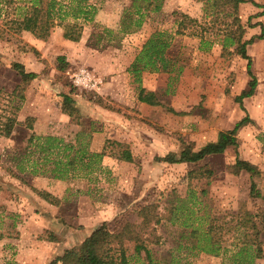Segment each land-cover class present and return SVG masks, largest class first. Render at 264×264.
Returning <instances> with one entry per match:
<instances>
[{
  "label": "rangeland",
  "instance_id": "rangeland-1",
  "mask_svg": "<svg viewBox=\"0 0 264 264\" xmlns=\"http://www.w3.org/2000/svg\"><path fill=\"white\" fill-rule=\"evenodd\" d=\"M86 1L96 12L91 21L82 22L77 41L64 39L60 27L44 39L26 31L0 33V130L4 118L14 119L9 134H0V264H53L100 224L117 232L125 223H138L137 212L147 204L159 212L174 207L170 220L155 226L159 244L148 246L155 264H237L234 253L241 245L247 212L263 255L252 264H264V199L249 194L247 172H230L237 153L259 171L253 177L264 194V0H246L237 5L236 15L227 9L216 19L212 0H160L157 11L140 0ZM138 7L141 25L117 32L121 15ZM181 13L196 22L174 34L166 50L174 68L181 67L177 78L143 71L141 86L155 91L160 105L139 102L127 67L150 33H173ZM233 15L242 29L240 42L258 35L260 27L263 31L261 39L254 37L246 45L256 86L242 105L252 122L238 130L237 146L226 147L220 155L197 163L165 162L160 158L166 153L196 149L244 114L233 97L246 87V60L228 45V52L220 44L207 51L198 48L200 33L208 39L207 26L217 29L221 41ZM19 69L35 77L25 81ZM70 107L77 114L70 116ZM30 135L54 136L74 149L101 151L100 166L75 163L73 174L57 179L52 162L64 159L62 154L55 150L44 155L34 140L29 145ZM123 148L131 161L116 158ZM203 168L211 171L207 178L188 181L189 170ZM189 187L193 199L187 196ZM32 189L49 192L58 203H47ZM210 222L221 227L210 234L213 245L204 242ZM191 229L197 230L195 237ZM125 245L129 264H143V252L136 258L131 244ZM202 247H213L215 253Z\"/></svg>",
  "mask_w": 264,
  "mask_h": 264
},
{
  "label": "trees",
  "instance_id": "trees-1",
  "mask_svg": "<svg viewBox=\"0 0 264 264\" xmlns=\"http://www.w3.org/2000/svg\"><path fill=\"white\" fill-rule=\"evenodd\" d=\"M16 0H0V33L5 31L20 33L26 31L32 36L38 39H44L48 36L53 27H60L62 30V37L69 41H77L80 37L82 28V22H89L92 20L93 15L96 12L94 5L89 4L86 0H68L63 3L59 0H25L24 3L14 5ZM132 4L137 0H130ZM146 3L145 8L151 5V11H157L160 8V0H140ZM246 0H212L213 7V19L217 18L218 13H224L227 9L233 11L236 15V8L239 3ZM255 6H259L254 3ZM138 7L133 14L136 17H131L133 14H122L119 20L117 32L128 33L131 30L138 28L142 23L143 13ZM264 11V7H263ZM233 15V20L226 28L227 32L223 39L219 41L217 36V29L207 26L205 28L208 35V39H204L200 33L198 48L207 51L212 44H220L221 50L228 52L225 48L230 46L233 48L232 52L237 54L242 59L246 60L245 70L248 75V81L246 87L242 89L237 95L233 97V100L237 103L239 109L244 114L236 120L229 129L218 131L216 138L212 141H207L196 149L189 147H183L177 154L171 152L166 153L161 160L168 163H197L205 158L220 155L226 147L237 146L236 134L238 130L251 123L252 119L247 115L242 105L243 99L250 97L256 86V78L251 72V62L248 54L246 53V45L252 42L254 37L261 39L263 37V31L260 27V33L256 36H252L247 40H239L242 29L239 26V21L236 16ZM195 20L188 15L181 13L179 19L176 21L175 29L173 33L158 30L153 31L141 44L140 49L134 55L132 62L127 67L130 72L132 81L135 84L136 98L139 102L155 106L160 105L158 95L155 91L146 90L141 86V73L147 72H162L173 73L169 75V80H175L180 71V66L174 68V62L166 56V50L171 45V40L174 34H182L188 26H193ZM224 24V23H223ZM232 28V26H234ZM201 30L204 33L203 28ZM211 36V37H210ZM230 52V51H229ZM62 60V57H58ZM17 66V65H16ZM20 68V66H19ZM19 74L22 79L29 80L35 77V73L29 71L25 72L19 69ZM171 82H169L170 87ZM169 89L165 87V91ZM168 111L174 114H180L181 112L173 111L169 108ZM77 114L75 107H70L68 114L73 116V113ZM77 118V115L75 116ZM30 120V119H29ZM14 123L12 117L4 118L1 123L2 129L0 134L7 136ZM34 140V141H33ZM38 148V151L44 155H50L56 150V153L60 152L64 159L58 158L54 160L53 169L51 172L57 179L65 178L68 173L73 174L72 171L75 167V163H79L82 166L91 169V164L100 166V159L103 155L99 152H87L83 148L74 149V144L65 142L63 139L54 136H34L30 135L28 138L29 145L33 144ZM72 151V155L70 152ZM116 158L123 161H131L130 152L123 148L116 153ZM83 161V162H82ZM230 172L234 175L240 171L247 172L249 180V194L264 199V194L257 188L254 175H258L259 171L255 166L246 160L240 159L235 154L233 163L230 165ZM211 171L203 168L199 171L191 169L187 172L188 181L200 178H207ZM34 193L46 201L47 203L55 205L58 203V199L47 191L32 189ZM194 190L189 187L187 196L190 199L194 198ZM200 194L204 196L205 191L201 190ZM169 205L165 208L166 212H159L156 210V205L147 204L139 208L137 215L140 218L138 223H125L121 229L117 232H109L104 224H100L94 228L88 236H86L78 246L65 249L62 254L53 260V264H129V257L127 255L128 247L125 242L131 244L132 253L136 258L141 252H143L142 259L143 264H155L151 258V254L148 250L150 245L159 244V235L156 233V225L163 219L165 221L170 220L171 214H173L174 207ZM177 208V206L175 207ZM192 211L189 212V214ZM246 214V219L243 225V233L241 238V245L234 253V262L237 264H252L254 259L263 257L260 247L257 241V229L255 225L249 220V213ZM212 219L214 217H211ZM211 219V220H212ZM261 220L264 227V212L261 215ZM185 226H188L184 223ZM221 229L215 222L209 223L206 231L204 232V242L208 244L214 243L210 234H217ZM197 233L196 229H191V237H195ZM204 252L215 253L213 247L210 249L202 247ZM165 261V260H161Z\"/></svg>",
  "mask_w": 264,
  "mask_h": 264
}]
</instances>
